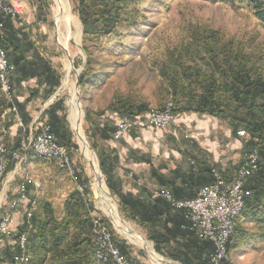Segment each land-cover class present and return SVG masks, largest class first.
Here are the masks:
<instances>
[{"label":"trees","instance_id":"1","mask_svg":"<svg viewBox=\"0 0 264 264\" xmlns=\"http://www.w3.org/2000/svg\"><path fill=\"white\" fill-rule=\"evenodd\" d=\"M207 1L217 3L235 0ZM237 1L250 7L256 20L264 25V0ZM40 2L42 3L43 0ZM77 2L75 12L83 25L82 48L87 60L84 65L74 61L75 68L83 67L78 78L79 89L82 90L88 86L93 75L91 63L94 58L93 51L98 47L97 42L135 26L139 14L135 0H77ZM7 26L15 28L11 21L5 22L4 32L0 35V47L6 50L7 56L8 52L13 54V60L9 61L15 66L21 78L37 79V83L44 88L45 98L48 99L60 86L61 79L58 72L43 55L36 53H29L31 57L27 55L29 50H39L38 41L33 42L25 38L23 42L28 52L25 54L20 51V47L14 42L15 38H10V35L8 37ZM192 34L194 43L182 44L179 48L168 51L167 56L157 63L162 80L160 85L162 99L172 100L173 112L178 117L192 113L219 120L229 118L235 127L244 126L250 135L249 144L253 147L251 150L256 149L259 157L258 170L246 184L247 196L244 209L237 220L235 233L231 238L228 249L230 256L233 251L241 248L242 244L248 245V241L264 242V231L252 235L253 237L249 239L248 232L243 227L246 224H253L264 230V76L257 65L259 60L251 53L244 54L240 47L237 49L234 45L228 47V43L222 42L217 31L197 25ZM137 99V95L130 93L119 97L116 95L105 113L93 114L85 110V123L90 127L86 129V134L92 142L91 149L97 153L100 171L105 177L106 185L111 195L117 198L123 219L139 226L147 240L154 244L158 254L179 264H209L207 258L210 254L206 256L205 253L210 249L212 253V245L198 240L194 234L195 237L182 228L184 225H178L180 233H175L174 229H166L163 233L155 231V227L159 225L156 220L162 214L154 215V208L161 206L160 200L154 205L141 203L131 194L124 193L119 183L112 182L113 167L111 164V167L106 166L107 161L110 160L106 148L104 149L100 144L111 140L115 132L112 116L109 115V118L106 112L134 117L149 110L147 105ZM63 106V101L57 100L47 113L43 114L48 115L49 121L46 122L50 124L60 144L67 147L70 153L76 144L73 134L68 131L67 117L62 119L58 117V110ZM17 108L22 112V106L18 105ZM21 119L27 129L28 121L24 116H21ZM23 136L28 140V130ZM4 146L8 159L5 172L7 176L15 169V162L11 160L12 153L18 151L23 154V152H21V140L10 146L5 139ZM53 166L61 173H65L57 166ZM79 177L78 175L79 182L85 185L84 193L80 194L75 189L64 202L61 213L58 214L52 204L46 200H38L35 202L37 207H34L31 220L27 221L25 217L26 222L14 238L16 241L18 236L26 235L27 254L30 257L28 264H96L94 260L96 244L92 234V218L96 212L94 195L89 181ZM165 205L169 211L173 210L168 204ZM2 214L0 211V219ZM176 216L175 213L173 217ZM102 220L111 230L115 246L128 259L130 249L125 243L116 239L112 226ZM177 233L188 234L195 241L202 242L198 243L202 256L192 254L191 244L180 249L176 241ZM224 264H231L230 260Z\"/></svg>","mask_w":264,"mask_h":264},{"label":"rangeland","instance_id":"2","mask_svg":"<svg viewBox=\"0 0 264 264\" xmlns=\"http://www.w3.org/2000/svg\"><path fill=\"white\" fill-rule=\"evenodd\" d=\"M23 1L26 2L25 19L11 21L15 27V31L10 26H7V33L10 35V38H15V44L25 54L28 51H26V47L24 46V39L31 40V37H34L32 41H38L37 47H39V50H29L28 53L43 55L51 63L55 71L58 72L61 79L60 86L48 99L45 98L44 88L37 83L39 85L38 89H40L38 91L42 90L43 95L40 98L39 106L32 110V117L28 119L29 124L27 130L31 129V125L37 119L38 121H49L48 115H44L43 113H47L57 100H62L64 106L61 110H58V117L60 119L67 117L68 131L73 134V140L76 144V147L70 150L69 155L78 171V175L82 180H87L90 183L96 209L93 216L104 219L112 226L116 239L125 243L130 249L129 255L127 256L130 261L137 260L135 256H132L133 252H136L141 254V260L144 261V264H157L155 262L156 258L159 260V264H178L158 254L154 249V244L147 240L145 233L139 226L123 219L119 212L118 200L111 195L102 172L103 182L117 210L118 219L122 221L125 227H128L129 233H126V235L121 234L120 228L115 227L110 217L100 207L95 195V175L83 154L84 147H87L90 155L95 157L98 166H100L97 153L91 149L92 142L88 134H86V129L90 127L85 123V110L91 111L93 114L105 113L111 102L114 101L116 95L119 97L128 95L129 93L137 95V100L147 105L149 109H162L168 103L173 104L171 99H162L161 97L160 85L162 80L159 75V69H157V63L167 56L168 51L179 48L182 44L194 43L192 31L197 25L207 27L212 31H217L221 36L220 39L222 42L228 43V47L234 45L235 49L242 48L243 53L246 55H250L251 53L255 59L259 60L257 65L264 76V25L256 20L250 7L237 0L217 3H212L207 0H135L136 9L139 14L136 25L132 28L124 29L119 34L97 42L98 47L93 51L94 58L91 63L93 75L88 86L81 90L77 87V82L83 67L75 68L73 63L72 70H70L71 62L69 61V56H71L73 62L76 60L83 65L87 61L82 48L83 25L75 12L78 6L77 0H65L70 17L67 23L60 25V32H58L56 25L58 9L56 8L57 6L54 0H43L42 3L40 0ZM24 30H28V32H23ZM18 38H21V40ZM64 48L68 49L69 56ZM8 58L10 61L13 60V54L11 52H8ZM68 74L69 83L66 86H62ZM24 81L26 80L21 78L19 72L15 71L11 77V82L15 87L13 88V90L15 89V97H19L22 92H25L21 88ZM72 92L76 93V103L79 106L80 120L77 122L79 124L78 127H76L77 124H75L73 119V106L71 104ZM15 104L17 105L16 99ZM6 108L7 105H5L3 95L0 93V138L2 136V130L6 131L5 139L12 146L18 140H23L24 133L18 127L20 133H18L16 138L12 139L8 136V128L13 126L16 121L12 115L7 116L6 119L2 118ZM20 114L21 112L19 111ZM106 114L111 115L114 119L120 116V114L110 111L106 112ZM220 119V121H224L225 123L223 127L226 125L236 131L238 138L244 142V152L247 154L253 148L249 144V132L242 125L235 127L229 118ZM178 125L168 130L178 129ZM241 130L245 131V136L238 135V132ZM189 131L190 129L188 131L186 129L182 131V135H184L186 140L195 138V135ZM219 133V136H223V134L221 135V131ZM81 138H84L86 141L84 146L81 143ZM20 164L18 162L15 169L8 173L3 182L0 181V211L3 214H19V217L23 218L22 216L27 207H13L11 191L26 176H30L34 181L38 180L42 184L43 179L46 178L44 176L43 179L41 178L39 169L44 168V164H47L48 168L50 167L54 174H61V172L53 165L44 161H38L33 156H27V159L22 165V170H20ZM235 169L232 168L228 176L225 175L226 179H228L227 181H230L229 179L234 177L238 166ZM6 180L9 183L4 186ZM45 183L50 187L48 180ZM78 184L85 189V185L83 183L81 184L79 180ZM74 185L77 188V183H74ZM34 187V184L30 182L28 190L31 201L33 200L35 202L38 201L37 199H43L46 202L52 201V205L55 203L53 202V199L57 198L55 197V193L51 191L47 192L45 189L42 197V193L39 192L40 190L36 191ZM65 194H60V196H64ZM61 206V203L56 202L52 207L59 214L62 211ZM25 222V219H22L21 225L15 232V236ZM243 227L248 232L249 239L253 237L252 235L261 234L264 231L263 229L255 227L253 224H246ZM135 233H138L145 240L146 244H133L130 239L134 237L131 234ZM248 243L249 245L242 244L239 250L231 253L229 257L231 264H264V242L259 240L253 242L248 241ZM15 248L14 237L7 238L0 236V264H11L12 254L14 255L16 253L14 251ZM210 252L211 249L205 255L211 254ZM209 256L207 258L208 262Z\"/></svg>","mask_w":264,"mask_h":264},{"label":"built area","instance_id":"3","mask_svg":"<svg viewBox=\"0 0 264 264\" xmlns=\"http://www.w3.org/2000/svg\"><path fill=\"white\" fill-rule=\"evenodd\" d=\"M26 2L23 0H0V35L4 32L5 22L25 19ZM24 21V20H23ZM15 66L9 61L7 52L0 47V92L7 105L2 118L12 115L25 134L27 129L19 115L15 104V94L11 85V77L15 73ZM37 124V125H36ZM34 125H36L34 127ZM177 115L173 112V104L168 103L162 109H149L134 117L118 116L116 119V131L112 135V141L118 142L135 131L147 127L157 130H168L176 127ZM5 132L2 130L0 138V181L5 179L8 167L6 149L4 146ZM239 136H245V131H239ZM21 152L12 153V161L15 167L20 162V170L27 159L32 156L48 164L57 166L61 171L68 174L70 179L77 183V191L84 193V188L78 184L76 170L69 155L67 147L60 144L58 137L53 132L50 124L46 121H37L28 130V140L23 136ZM258 152L256 149L249 150L246 154L245 163L239 168L236 178L227 181L224 172L216 168L211 169L212 182L201 188L194 199L178 200L174 198L169 189L151 188L150 197L153 200L163 199L173 210H182L189 219V225L182 228L193 233L199 240L209 242L213 246V252L209 256L210 264H224L229 261V246L235 233L237 220L241 215L245 198L247 196L246 184L258 170ZM32 182L36 188L40 185L30 176L24 177L16 187V193L12 199L13 207L26 206L28 199V184ZM141 186V180L137 181ZM9 183L6 180L5 185ZM34 208L27 210L26 219L31 220ZM13 217L10 213H4L0 219V236L15 237L12 228ZM92 234L95 238L94 260L96 264H141L125 258L115 246L113 234L102 218L93 216ZM16 253L12 257V264H28L30 257L27 254V237L25 234L17 237L15 241Z\"/></svg>","mask_w":264,"mask_h":264},{"label":"crops","instance_id":"4","mask_svg":"<svg viewBox=\"0 0 264 264\" xmlns=\"http://www.w3.org/2000/svg\"><path fill=\"white\" fill-rule=\"evenodd\" d=\"M28 30H24L23 32H28ZM32 38L34 37H31V41L33 40ZM27 55L30 57L29 53ZM37 82V79L24 81L21 88L25 92H22L19 97H15L17 107L18 105L23 107L20 117L24 116L27 121L32 117V110L39 106L40 98L43 95L42 90L38 91L40 89H38ZM11 85L15 88L12 82ZM108 117L110 118L109 115ZM116 119L117 117L115 119L112 117L115 131ZM177 120L179 127L175 130H157L147 127L135 131L118 142L111 139L106 143H100L104 146V149L106 148L108 159L110 160L107 161L106 166L113 167L112 182H115V184L119 183L121 185L120 189H123V192L131 194L141 203L154 205L159 200L161 201V206H150L155 207L154 215L162 214L156 220L159 225L155 227V231L158 233H163L166 229H174L175 233H180L178 225L188 226L189 219L182 210L169 211L165 205V203H168L165 200L158 199L157 201L151 199V188H166L178 200H191L197 196L201 188L212 182L211 169L216 168L221 170L228 176L232 168L235 169L238 166L235 174L237 176L239 168L246 160L244 142L238 138L236 131L231 127L226 125L223 127L224 121L192 113L179 116ZM184 129L186 131L190 129L189 132L193 133L195 138L186 140L184 135H182ZM219 131H221V135L223 134V136H219ZM18 133H20V130L15 122L13 126L8 128V136L13 139L18 136ZM44 165V168L39 169V173L42 179L43 176L46 179H43L42 184L37 180L36 182L40 187H34V189L36 188V191L40 190L39 192L42 193V197L45 189L47 192L51 191L55 193V197L57 198H54L53 202H59L62 204L61 207H63L68 196L76 189L75 185L66 172V174H54L47 164ZM235 175L229 180L233 181L236 178ZM46 180H48L50 187L46 185ZM138 180H141L144 185L138 184ZM11 192L12 197H14L16 188ZM63 193L66 194L60 196ZM28 199L29 202L26 205L27 208L22 216L23 218H20L19 214H12V228L14 232L18 230L22 219H25L27 210L30 207H35L36 201L32 202L33 200H30L29 190ZM48 202L51 203L52 201ZM175 213L177 214L176 218L173 217ZM176 241L180 249L189 244L193 245L192 254H200L202 256L203 253L199 247V244L202 242L195 241L188 234L178 235V233ZM132 256L136 257V262L144 264L140 253L133 252Z\"/></svg>","mask_w":264,"mask_h":264},{"label":"bare ground","instance_id":"5","mask_svg":"<svg viewBox=\"0 0 264 264\" xmlns=\"http://www.w3.org/2000/svg\"><path fill=\"white\" fill-rule=\"evenodd\" d=\"M54 2L56 4V6H57L56 8L58 9V15H56V25H57V28H58V32H60L59 31L60 25L62 23H67V20H69L70 16L68 15V9H67V5H66L65 0H54ZM57 28H56V30H57ZM63 42H61V43H63ZM70 70H72L71 66H70ZM68 77H69V74L67 75L66 79L63 81V85L62 86L68 85V83H69ZM71 99H72L71 104L73 106V119H74L75 124H77V122L80 120L79 119L80 118V112H79V106L76 103V93L75 92H72V98ZM78 126H79V124H77L76 127H78ZM81 139H82L81 143L84 146L86 141L84 140V138H81ZM83 154L85 156L84 158H86L87 161L90 163V166H91V168L93 170V173L95 175V183H94V185H95V195H96V198H97V200L99 202L100 207L107 213V215L110 217L112 223L115 226H117V228H120L119 229L120 233L126 235V233H129V231L127 229L128 227H125L124 224L122 223V221H120L118 219L119 217L117 216V210L114 207V205H113V203L111 201V198L109 196V192L107 190V187H106V185L103 182L101 171L99 170V166H98V164H97V162L95 160V157L93 155H90L89 150H88L87 147H84V153ZM101 208H99V209L101 210ZM130 241L133 244H138V245H141V244L144 243L142 238L139 237V236L132 237L130 239ZM155 262L157 264H159V260L157 258L155 259Z\"/></svg>","mask_w":264,"mask_h":264},{"label":"water","instance_id":"6","mask_svg":"<svg viewBox=\"0 0 264 264\" xmlns=\"http://www.w3.org/2000/svg\"><path fill=\"white\" fill-rule=\"evenodd\" d=\"M64 50L68 53V49L67 48H64ZM68 56H69V53H68ZM69 61L71 62V67H73V59L71 58V56H69ZM77 87L79 88V84L77 82ZM90 164V163H89ZM112 222V221H111ZM116 227V226H115ZM132 236H139L141 237L138 233H135V234H131ZM142 238V237H141ZM143 240V239H142ZM144 241V244H146L145 240Z\"/></svg>","mask_w":264,"mask_h":264}]
</instances>
